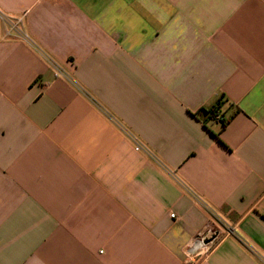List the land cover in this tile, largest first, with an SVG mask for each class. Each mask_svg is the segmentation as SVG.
<instances>
[{"label":"crops","instance_id":"crops-1","mask_svg":"<svg viewBox=\"0 0 264 264\" xmlns=\"http://www.w3.org/2000/svg\"><path fill=\"white\" fill-rule=\"evenodd\" d=\"M0 14V264H264V0Z\"/></svg>","mask_w":264,"mask_h":264},{"label":"built area","instance_id":"built-area-1","mask_svg":"<svg viewBox=\"0 0 264 264\" xmlns=\"http://www.w3.org/2000/svg\"><path fill=\"white\" fill-rule=\"evenodd\" d=\"M0 17L5 19L9 29L7 32V36L10 37H22L23 39H25L26 41H29V38L27 35H25L21 29V25H22V19L18 18V19H10L8 17H6L4 14H0ZM60 71H58L59 73ZM216 119L219 121H224L225 118L218 115L216 116ZM135 149L137 151L140 150H144L145 147L142 144L137 143ZM217 238V233L213 232L212 235L210 236V238H205V236L201 235L199 236L198 240H197V244H199L200 248L202 249H206L208 248V246L214 242V240ZM194 256L193 255H189L188 257V261H192V258Z\"/></svg>","mask_w":264,"mask_h":264},{"label":"trees","instance_id":"trees-1","mask_svg":"<svg viewBox=\"0 0 264 264\" xmlns=\"http://www.w3.org/2000/svg\"><path fill=\"white\" fill-rule=\"evenodd\" d=\"M223 99H224V97L222 96L221 99L219 100V103H218V105H217V108L222 104ZM217 108H216V107H213V108H211V109H209V110H206V109L203 108V109L201 110V113H203V114H205V115H210V118H211V119H215L216 116L219 115V114L217 113V112H218ZM227 122H228V121L224 120V122H223L224 125H225Z\"/></svg>","mask_w":264,"mask_h":264}]
</instances>
